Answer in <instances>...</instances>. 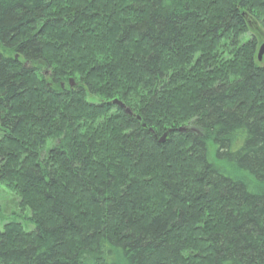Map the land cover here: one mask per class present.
I'll return each mask as SVG.
<instances>
[{
    "label": "trees",
    "instance_id": "obj_1",
    "mask_svg": "<svg viewBox=\"0 0 264 264\" xmlns=\"http://www.w3.org/2000/svg\"><path fill=\"white\" fill-rule=\"evenodd\" d=\"M263 31L264 0H0V264H264Z\"/></svg>",
    "mask_w": 264,
    "mask_h": 264
},
{
    "label": "rangeland",
    "instance_id": "obj_2",
    "mask_svg": "<svg viewBox=\"0 0 264 264\" xmlns=\"http://www.w3.org/2000/svg\"><path fill=\"white\" fill-rule=\"evenodd\" d=\"M257 35H258V33H257ZM261 35L264 37V31L261 32ZM249 36H250L249 34L246 35V36L244 37V39L247 40V39L249 38ZM263 45H264V39L262 40V42H260L259 49H260V47L263 46ZM258 52H259V50H258ZM262 59H264V56H263ZM63 86H64V85H63ZM50 145H51V143H49V144L47 145L48 147L46 148V150H47L48 148H50ZM14 200H17V199L14 198V195L11 194V192L8 191V189H6L4 186H1V185H0V205H2V207H1V212H0V213H3V215L6 216V217H8V218H12V217H11V213H12V210H13V205H12V207H11V205H9V204H10V203H13ZM8 205H9L8 210H5V207L7 208ZM8 220H9V219H6V218H4V217H3V218H0V222H4V221H8Z\"/></svg>",
    "mask_w": 264,
    "mask_h": 264
},
{
    "label": "water",
    "instance_id": "obj_3",
    "mask_svg": "<svg viewBox=\"0 0 264 264\" xmlns=\"http://www.w3.org/2000/svg\"><path fill=\"white\" fill-rule=\"evenodd\" d=\"M263 56H264V45L260 47L259 52H258V58H259L260 61L262 60ZM70 85H71V87L74 86V82H73V80L70 81ZM113 104H114V105H117V106H119L121 109L125 110V112H126L127 114H130V115L132 114V112H131L129 109H127L126 106H125L123 103H121L120 101L115 100V101H113ZM179 131H180V132H185L186 129H185V128H181ZM166 136H167V135H164V136H163V138H162V141H163V142H164Z\"/></svg>",
    "mask_w": 264,
    "mask_h": 264
}]
</instances>
